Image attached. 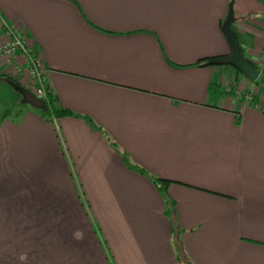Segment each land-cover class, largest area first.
Instances as JSON below:
<instances>
[{
  "label": "crops",
  "instance_id": "obj_1",
  "mask_svg": "<svg viewBox=\"0 0 264 264\" xmlns=\"http://www.w3.org/2000/svg\"><path fill=\"white\" fill-rule=\"evenodd\" d=\"M229 12L256 66L264 0H0V45L22 33L56 106L78 115L44 117L0 76L17 98L0 109V264H187L158 190L111 142L171 181L185 261L264 264V87L196 64L231 54ZM251 86L259 107L237 95Z\"/></svg>",
  "mask_w": 264,
  "mask_h": 264
},
{
  "label": "trees",
  "instance_id": "obj_2",
  "mask_svg": "<svg viewBox=\"0 0 264 264\" xmlns=\"http://www.w3.org/2000/svg\"><path fill=\"white\" fill-rule=\"evenodd\" d=\"M218 58L219 57H206V58L200 59L196 64L199 66L213 65V64H216L214 61ZM254 83L256 85H259V81H256ZM215 88H216V85L211 86V90H214ZM45 89H46V95H45V99L43 100L44 106L42 108V114L44 117H50V116L60 117V116H67V115L78 116V115H75V114L67 111L66 109L57 107L55 100H54V97L51 93V90L47 86L45 87ZM228 92L234 93V89H230ZM245 94H246V92L240 93V95H245ZM234 95H236V94H234ZM250 102L254 106L258 105V103H257L258 101L256 100L255 97H252V100ZM82 118L85 119L92 128L97 129V130H101L98 126H96L94 124V122L89 117L82 116ZM110 144L119 153V155L121 156V159H122V161H123V163L127 169L147 178L152 183V185L158 190V192L161 195L163 202L165 204V212L164 213L167 216L169 223H170V227H171V231H172V235H173L172 245L176 251L177 258L181 262H186L187 264H190V262L185 261L187 259L185 257V254L183 253L182 244L178 238V236L180 234V229L178 228V225H177L176 219H175V203L169 197L168 192H167V188H168L169 184L171 183V181L168 179L158 177V176L150 173L146 169H144V168L138 166L137 164L133 163L125 151H122L121 149H119L116 146V144L113 142H111Z\"/></svg>",
  "mask_w": 264,
  "mask_h": 264
},
{
  "label": "built area",
  "instance_id": "obj_3",
  "mask_svg": "<svg viewBox=\"0 0 264 264\" xmlns=\"http://www.w3.org/2000/svg\"><path fill=\"white\" fill-rule=\"evenodd\" d=\"M5 36L8 40L0 45V57H5L8 61L12 57L13 59L19 57L23 64H20L18 61L19 65H15V70L21 73L26 70L33 93L37 98L44 100L46 95V84L44 83V68L42 61L38 55L28 47L25 37L18 30L13 27H6ZM256 68L259 70L260 76L262 71H264V50L259 54ZM248 100L250 102L252 98L249 97Z\"/></svg>",
  "mask_w": 264,
  "mask_h": 264
},
{
  "label": "rangeland",
  "instance_id": "obj_4",
  "mask_svg": "<svg viewBox=\"0 0 264 264\" xmlns=\"http://www.w3.org/2000/svg\"><path fill=\"white\" fill-rule=\"evenodd\" d=\"M7 40L8 38H6L4 42H6ZM18 61L20 62V64H23L19 57L18 58L15 57L14 59L12 57L9 61L5 57H0V76L8 77L9 79H12L14 82L27 87L32 92V86H31L30 81L28 80V75H27L26 70L23 73L19 71L17 72L15 70V65L16 64L19 65ZM260 80L264 82V77H261ZM6 92H7V89L4 87V85L0 84V94L2 95L0 96V109L3 104L7 103L9 107V106H12L13 103H15V100L17 101V98H14L15 96H12L10 93H6ZM236 92L239 96H245L247 99L249 97L256 98L257 96H259V90L255 86L253 87L251 86L247 90H242L238 88L236 89ZM242 92H246V94L240 95V93ZM262 92L264 91H260V93ZM23 105H21L22 107H24L23 109H26V107H28L27 105H24V106Z\"/></svg>",
  "mask_w": 264,
  "mask_h": 264
},
{
  "label": "water",
  "instance_id": "obj_5",
  "mask_svg": "<svg viewBox=\"0 0 264 264\" xmlns=\"http://www.w3.org/2000/svg\"><path fill=\"white\" fill-rule=\"evenodd\" d=\"M231 21H232V13L229 12L228 17L223 25V31L226 34L228 41L231 45V54L227 57L218 58L214 62L216 64L231 65L235 69H237L240 73L245 75L250 81L256 82L257 79L259 78V70L247 59H245L241 54L235 40V35L232 29L230 28ZM259 85L264 87V82H259ZM31 96L37 101L38 105H40L43 108L44 101L42 99L35 97L34 95Z\"/></svg>",
  "mask_w": 264,
  "mask_h": 264
},
{
  "label": "clouds",
  "instance_id": "obj_6",
  "mask_svg": "<svg viewBox=\"0 0 264 264\" xmlns=\"http://www.w3.org/2000/svg\"><path fill=\"white\" fill-rule=\"evenodd\" d=\"M25 257H21V259H24Z\"/></svg>",
  "mask_w": 264,
  "mask_h": 264
}]
</instances>
